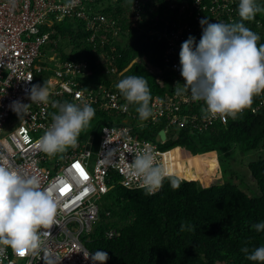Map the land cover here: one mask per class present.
<instances>
[{
	"label": "built area",
	"instance_id": "1",
	"mask_svg": "<svg viewBox=\"0 0 264 264\" xmlns=\"http://www.w3.org/2000/svg\"><path fill=\"white\" fill-rule=\"evenodd\" d=\"M146 1H133L130 11L132 27H139L138 24L143 21L140 8ZM163 1L168 10L176 12L178 9L181 18L177 23V20L170 21L164 17L161 21L164 26L159 25L153 31V34L166 39L163 60L177 75L173 84L175 88L177 82L185 83L180 73L182 43L189 36H194L199 42L201 18L207 17L212 23L224 24L239 20V0ZM101 4V0H0V165L37 176L41 187L49 189L59 205L58 223L51 229L52 235L42 250L21 258L8 248L6 258L0 257L2 264H8L9 260H15L16 264H95L91 256L85 257L93 254L86 244L89 242L88 235L101 219L103 200L113 188L109 184L110 174L116 173L120 178L119 184L126 189H143L140 178L129 177L128 164L147 147L156 154L157 163L173 176L171 163L167 161V155L172 150L162 148L172 132L187 127L204 132L216 123L225 125L233 119L205 118L201 112L203 101H193L190 93L178 96L173 92L155 96L150 103L153 116L146 122H136L137 114L132 111L134 104H127L115 88L128 68L122 72L118 69L114 54L116 47H111L109 53L101 51L111 38L121 39L123 28L115 17L103 14ZM156 5L159 7V3ZM77 18L92 31L89 41L97 54L98 63L113 79L112 87L93 81L85 85L84 81L91 75L88 63L62 61L56 51L61 40L53 38L57 34L55 26ZM47 46L55 53H47ZM140 60H133L129 68L142 62ZM146 64L155 70L153 73H161L149 62ZM45 82L50 91L48 103H33L27 112L22 111L19 115L12 110L13 101L31 104L27 90L35 84L43 86ZM65 101L80 106L88 104L105 112L110 120L101 127L98 140L92 131L75 147L49 155L39 149L36 142L52 124V115L58 112L53 102ZM263 106L264 93H261L258 106L245 109L241 114L247 111L255 113ZM159 123L166 125V141H161L160 136L156 141L138 137L140 129ZM76 164L80 165L82 172L74 167ZM110 215V212L105 214L107 218ZM106 236L113 239L119 233L111 229Z\"/></svg>",
	"mask_w": 264,
	"mask_h": 264
},
{
	"label": "trees",
	"instance_id": "2",
	"mask_svg": "<svg viewBox=\"0 0 264 264\" xmlns=\"http://www.w3.org/2000/svg\"><path fill=\"white\" fill-rule=\"evenodd\" d=\"M101 1L103 14L115 17L123 28L120 40L111 38V42L100 49L109 53L111 47H116L118 69L122 72L128 68L116 84L129 75H142L148 81L152 100L155 96L175 92L173 84L177 75L163 60L166 39L153 31L159 25L164 26L161 22L164 17L180 23L179 10H168L163 0H147L140 8L143 21L136 28L130 22L134 0ZM187 1L192 3L193 0ZM257 3L264 7V0ZM66 22L70 23L68 28L62 25ZM62 23L55 26L57 34L53 35L56 40L60 38L61 43L63 40V48L57 49L62 61H86L91 75L84 81L85 85L93 81L112 87L113 79L98 63L89 41L92 31L78 18ZM234 23H244L259 34L258 45L264 44V13H258L253 20L240 18ZM66 48L72 51L68 53ZM136 58L149 62L161 73L151 72L145 61L129 68ZM260 100L261 94L254 96L252 106H258ZM136 108L137 105L132 107L138 117L136 122H146L140 120ZM108 120L110 117L105 112L95 109L93 120L83 132L94 131L98 140L101 127L108 124ZM165 126L164 123L146 125L140 129L138 137L156 141ZM176 147H187L198 158L217 157V152L226 170L229 165L225 156L229 157L232 150L245 156L264 150V106L255 113L240 114L225 125L216 123L204 132L191 127L172 132L162 148ZM248 167L257 186L252 188L253 195L237 184L235 172L225 174L227 179L223 185L208 188L192 182L193 179L170 176L178 180L179 187L173 189L170 178H165L155 194H147L145 189L124 188L119 184V176L112 172L109 184L113 188L103 200L101 219L88 235L86 245L93 254L106 252V264H258L247 260L241 249L248 247L251 251L264 245V232H257L253 227L264 222V158L251 161ZM106 212H110L109 218ZM182 224L192 225L194 230L181 231ZM111 229L117 230L119 236L108 239L106 233Z\"/></svg>",
	"mask_w": 264,
	"mask_h": 264
},
{
	"label": "clouds",
	"instance_id": "3",
	"mask_svg": "<svg viewBox=\"0 0 264 264\" xmlns=\"http://www.w3.org/2000/svg\"><path fill=\"white\" fill-rule=\"evenodd\" d=\"M258 13H264V7L257 0H239L238 14L242 20H253ZM200 24L199 42L189 36L181 45L180 73L185 83H176L175 94L190 93L193 101H203L205 106L201 112L205 118L235 119L252 106L254 96L264 93V44L258 45L259 34L244 23H212L204 17ZM116 88L127 104L137 105L140 120L146 121L153 116L151 89L144 76L129 75L121 79ZM27 91L31 104L13 101L11 105L18 115L27 112L33 103L49 102L47 82L43 86L35 84ZM53 106L58 112L52 115V124L36 142V146L49 155L75 147L81 132L95 116V109L88 104L80 106L65 101L53 102ZM128 175L140 178V187L147 194H153L166 177L170 178L165 167L157 163L156 154L147 147L128 164ZM170 182L173 189L179 187L178 180L170 178ZM58 207L55 197L49 189L41 187L37 176L0 165V257L6 258L8 248L21 258L42 250L52 235L51 229L58 223ZM253 227L257 232H264V222ZM186 229L194 230V226L182 224L181 231ZM241 251L247 260L264 264V245L251 251L243 247ZM89 256L95 264H106L108 260V254L103 251L85 255L86 258ZM8 264H16V261L9 260Z\"/></svg>",
	"mask_w": 264,
	"mask_h": 264
},
{
	"label": "rangeland",
	"instance_id": "4",
	"mask_svg": "<svg viewBox=\"0 0 264 264\" xmlns=\"http://www.w3.org/2000/svg\"><path fill=\"white\" fill-rule=\"evenodd\" d=\"M62 25L65 28H68L70 26V23L66 22L62 23ZM63 46L64 43L62 40V43L61 41L59 43V47L63 48ZM65 50L70 53L72 51V48H66ZM46 52L55 53L53 49H50L49 46L46 47ZM140 61L144 62L145 60ZM150 70L152 72H155L154 69L150 68ZM86 137V132L82 131L78 138V141L84 140ZM69 149L70 147L67 150ZM190 153L191 151L187 147H183L182 150L180 148H176L169 153L170 160L168 162L171 163L170 172L172 173V175L177 176L180 179H193L206 188L214 184H223L224 180L227 179V176L225 174L235 172L237 184L240 185L244 191H246L250 195H253L252 188L256 189L257 186L252 179L248 166L251 161L258 160L262 157L264 158L263 149L250 154L249 156L239 154L238 151L232 150L229 154V157L225 156L228 161L227 164L229 165V168L226 170L219 165L222 156H218V154V158L214 156H201L200 158H198L196 155L191 156Z\"/></svg>",
	"mask_w": 264,
	"mask_h": 264
},
{
	"label": "water",
	"instance_id": "5",
	"mask_svg": "<svg viewBox=\"0 0 264 264\" xmlns=\"http://www.w3.org/2000/svg\"><path fill=\"white\" fill-rule=\"evenodd\" d=\"M159 136H160L161 141H166V140H167V133L165 132V130H162V131L159 133ZM221 185H222V184H221Z\"/></svg>",
	"mask_w": 264,
	"mask_h": 264
},
{
	"label": "snow or ice",
	"instance_id": "6",
	"mask_svg": "<svg viewBox=\"0 0 264 264\" xmlns=\"http://www.w3.org/2000/svg\"><path fill=\"white\" fill-rule=\"evenodd\" d=\"M74 167L77 168L78 170H81L82 172V169L79 164L74 165ZM85 179H86V176H85ZM21 255H24V253L22 252Z\"/></svg>",
	"mask_w": 264,
	"mask_h": 264
},
{
	"label": "bare ground",
	"instance_id": "7",
	"mask_svg": "<svg viewBox=\"0 0 264 264\" xmlns=\"http://www.w3.org/2000/svg\"><path fill=\"white\" fill-rule=\"evenodd\" d=\"M200 155V154H199ZM168 158H170V155L167 157V160H168Z\"/></svg>",
	"mask_w": 264,
	"mask_h": 264
}]
</instances>
